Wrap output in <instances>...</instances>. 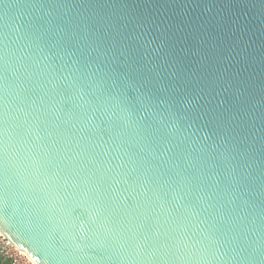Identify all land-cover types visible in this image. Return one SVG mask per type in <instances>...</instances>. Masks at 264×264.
<instances>
[{"label": "water", "instance_id": "water-1", "mask_svg": "<svg viewBox=\"0 0 264 264\" xmlns=\"http://www.w3.org/2000/svg\"><path fill=\"white\" fill-rule=\"evenodd\" d=\"M0 232L34 264H264V0H0Z\"/></svg>", "mask_w": 264, "mask_h": 264}, {"label": "built area", "instance_id": "built-area-1", "mask_svg": "<svg viewBox=\"0 0 264 264\" xmlns=\"http://www.w3.org/2000/svg\"><path fill=\"white\" fill-rule=\"evenodd\" d=\"M0 234L2 233L0 232ZM4 239L6 243L3 251L0 252V260H3L4 264H14L15 260L20 259L21 257H19L17 253H23L30 261V264H34L24 252L16 248L5 236Z\"/></svg>", "mask_w": 264, "mask_h": 264}, {"label": "clouds", "instance_id": "clouds-1", "mask_svg": "<svg viewBox=\"0 0 264 264\" xmlns=\"http://www.w3.org/2000/svg\"><path fill=\"white\" fill-rule=\"evenodd\" d=\"M5 239L3 234H0V252L3 251L4 245H5ZM10 247V246H9ZM20 259H17L14 261V264H30V261L23 253H17ZM0 264H4L3 260H0Z\"/></svg>", "mask_w": 264, "mask_h": 264}]
</instances>
